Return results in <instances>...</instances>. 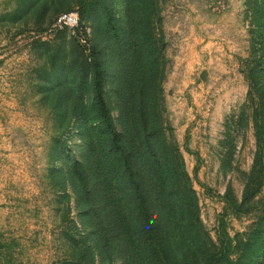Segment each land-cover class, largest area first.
<instances>
[{"label":"rangeland","instance_id":"1","mask_svg":"<svg viewBox=\"0 0 264 264\" xmlns=\"http://www.w3.org/2000/svg\"><path fill=\"white\" fill-rule=\"evenodd\" d=\"M69 12L82 18L77 33L57 26ZM137 48V85L120 97L117 84ZM263 92L259 0H0V264H127L123 244L121 255L104 253L111 189L102 93L119 133L127 131L120 115L128 97L137 139L143 98L147 129L162 128L163 163L183 188L167 198V218L178 228L186 214L200 236L170 246L177 252L165 264H202L214 253L215 264H261ZM88 149L101 171L86 167L94 197L71 169ZM119 192L130 200L126 185ZM132 248L134 264H147Z\"/></svg>","mask_w":264,"mask_h":264},{"label":"trees","instance_id":"2","mask_svg":"<svg viewBox=\"0 0 264 264\" xmlns=\"http://www.w3.org/2000/svg\"><path fill=\"white\" fill-rule=\"evenodd\" d=\"M259 1L264 7V0ZM82 26H84L83 22ZM139 52H141L140 49H135L132 58L129 57L127 60L129 69H126L116 87L120 97H124L123 93L128 87L132 86L134 89L137 85L138 73L141 72L142 68V66L137 65L141 59ZM96 59L97 57H94L95 62H97ZM102 95L100 98V101H103L101 113L104 122L108 124V128H104V132H108V135H103V138L104 141L110 143L107 145L108 150L104 153V187L111 189L109 193H104V199L110 206L109 208L104 207L106 210L104 212V253L116 252V254L121 255L124 253L123 244L126 247L125 261L127 264H134L135 254L132 248V244H134L139 248L140 254L146 256L143 258L147 264H165L166 260L170 259L171 261V252H177L173 249L170 250V246L179 247L178 243L181 242L191 246L198 241L200 236L197 224L192 220V222L185 220L186 214L182 218L184 225H179L178 228H175L176 225L167 218L173 212L172 203L168 199L171 200L177 194L182 195L180 190L183 188L180 183L172 182L173 177L175 178L177 174L176 169H172L163 163L168 146L161 142L163 140L161 137L162 128L147 129V117L149 118L150 114L145 113V110L150 104L143 98L140 100L139 106H141V118L145 120V125L144 130H140L137 139V126L131 123V105H129L131 98L128 97V102L124 98L126 103H123L120 115L126 124L127 131L125 134L119 133L112 124V117L107 112ZM261 100L264 103V92L261 95ZM155 114L156 112H153L151 115L155 117ZM257 124L260 135L259 145L264 147V113ZM91 144L93 147L94 142L89 141V145ZM90 153H92V149H88L85 162L76 160L71 169L81 177L88 194L94 197L95 191L93 188L89 189L90 183L85 177L89 175L87 168L94 169L96 173L101 171L100 168L91 166L93 160L89 159ZM99 176L101 175L99 174ZM114 181H118V185H114ZM122 185H126L131 195L129 201L127 198L122 200L128 195L122 196L119 192ZM131 202L134 203V206ZM163 207L167 208L170 213L167 214ZM176 216L178 217V215ZM164 221L171 224V228L164 226ZM164 229L169 230V236L172 240L166 238L163 233ZM117 239L120 243L116 241ZM217 258L218 255L214 253L213 257L202 264H215ZM239 264H245L244 260H240ZM261 264H264V261Z\"/></svg>","mask_w":264,"mask_h":264},{"label":"built area","instance_id":"3","mask_svg":"<svg viewBox=\"0 0 264 264\" xmlns=\"http://www.w3.org/2000/svg\"><path fill=\"white\" fill-rule=\"evenodd\" d=\"M57 26L60 28H70L74 30V33H77L82 28L81 16L77 12L65 13L59 17ZM87 31L89 32V29Z\"/></svg>","mask_w":264,"mask_h":264}]
</instances>
